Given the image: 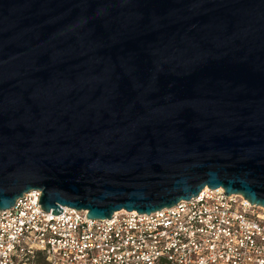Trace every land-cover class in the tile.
Instances as JSON below:
<instances>
[{
  "label": "water",
  "instance_id": "95a60500",
  "mask_svg": "<svg viewBox=\"0 0 264 264\" xmlns=\"http://www.w3.org/2000/svg\"><path fill=\"white\" fill-rule=\"evenodd\" d=\"M203 187L264 208V0H0V208L108 218Z\"/></svg>",
  "mask_w": 264,
  "mask_h": 264
},
{
  "label": "built area",
  "instance_id": "2783aa9c",
  "mask_svg": "<svg viewBox=\"0 0 264 264\" xmlns=\"http://www.w3.org/2000/svg\"><path fill=\"white\" fill-rule=\"evenodd\" d=\"M222 192L90 219L66 206L43 211L30 190L0 208V264H264V208Z\"/></svg>",
  "mask_w": 264,
  "mask_h": 264
}]
</instances>
